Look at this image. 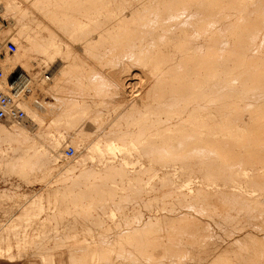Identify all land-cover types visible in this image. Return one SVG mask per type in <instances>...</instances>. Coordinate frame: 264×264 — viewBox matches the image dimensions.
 Returning a JSON list of instances; mask_svg holds the SVG:
<instances>
[{"label":"bare ground","instance_id":"obj_1","mask_svg":"<svg viewBox=\"0 0 264 264\" xmlns=\"http://www.w3.org/2000/svg\"><path fill=\"white\" fill-rule=\"evenodd\" d=\"M224 1L41 0L39 10L44 6L42 18L47 25L39 26L40 35L26 33L25 41L31 49L39 50L51 60L53 57L60 58L58 63H66L67 66L57 71V77L51 84L40 89L39 86L49 80L50 75L47 74L48 77L39 83L35 80L36 75L9 68L7 76L4 75L5 81L12 74L24 76L25 83L31 89L21 99V106L37 127L40 126L42 111L58 115L61 111L68 113L75 108L81 109L84 115L89 113L93 117L89 121L98 131V121L105 109L109 126L113 128L105 134L109 139L106 154H113L118 149L114 140L123 148L135 141L142 146V156L159 162L181 160L185 167L195 164L203 169L206 181L218 185L215 191L203 190L199 186L190 191H171L175 201L172 205L158 208L160 215L171 206L176 210L174 203L204 212H264V107L256 121L244 123V119L250 117V114L244 113L246 104L264 103V64H258L264 62V19L257 17L250 22L248 18L223 16ZM78 3L90 6L95 16L102 15L104 11L105 24L93 22V28L86 30L85 22L79 23L77 19L79 9L75 7H78ZM257 5L260 8L264 0ZM236 12L239 14L240 9ZM261 13L264 12L259 10V15ZM31 21L36 24L34 19ZM249 35L256 38L262 36V41L250 40ZM64 37L67 42H63ZM220 49H224L223 56L219 54ZM62 52L66 54L65 57L60 56ZM251 53L255 56L248 58ZM78 54L84 56L83 60ZM73 58L77 59L76 62ZM0 60L2 62V55ZM234 60L237 65L245 61L248 64L242 68L236 66V73L229 75V78L245 86L260 87L259 95L253 101L245 102L244 91L221 82L220 72ZM86 63L97 65L99 69H102L101 65L106 66L105 70L108 67V71L103 73L97 68L95 75L90 77L82 65ZM68 70L74 73L71 79L65 80L64 74ZM126 84H138L140 95L127 98ZM38 90L52 101L51 106H45L41 111V107L29 97ZM91 109L93 113H90ZM84 123L88 121H83L82 125ZM0 138L21 146L17 158L25 162L38 158L36 152L30 151L32 146L21 133L11 135L0 126ZM121 160L124 161L125 157ZM107 167L100 172V177L91 173L92 184L84 188L92 193L89 200L83 196V192L77 193L81 202L88 201L86 205L92 213H96L98 205H94L98 200L106 198L114 202L113 186L105 187L103 181L115 184L119 177L101 178L117 174L111 165ZM122 179L127 181V178ZM235 181L260 186L261 191L256 194L239 191ZM193 192L199 199L191 196ZM182 217L185 216L164 219V222L170 223L165 228L166 243L150 240L146 233L129 234L133 240L126 238L131 248L125 255L136 259L141 255L161 252L175 258L183 254L188 257H209L211 252L207 246L212 244H205L197 236L201 233L198 228L171 223ZM233 219L223 218L228 222ZM246 219L257 221L262 218ZM238 231L214 257L215 264H229L230 256L236 257L237 264H264L263 251L258 254L256 249L262 248L264 241L256 243L257 239L251 233L242 232L243 229ZM119 240V245L125 241L122 238ZM247 240L250 241L251 255L243 249ZM72 258L77 260L76 257ZM55 262L60 264L56 259Z\"/></svg>","mask_w":264,"mask_h":264},{"label":"rangeland","instance_id":"obj_2","mask_svg":"<svg viewBox=\"0 0 264 264\" xmlns=\"http://www.w3.org/2000/svg\"><path fill=\"white\" fill-rule=\"evenodd\" d=\"M76 1L83 2V0ZM259 1L261 0H225L222 14L227 17L232 16L233 19L248 18L250 22L257 17L264 19V13L259 15V10L264 12V5L258 8ZM39 2L41 0H0V8L3 7L0 10L2 49L0 68L3 66L5 76L9 68L37 77L50 75L49 80L39 86L40 89L41 86L51 84L57 77V71L64 69L67 64L58 63L60 58L57 57L48 59L39 50L31 49L25 41L26 33L40 35L42 32L39 26L47 25L42 18L44 6L39 10ZM75 8L79 9L77 19L79 23L85 22L86 30L93 28V22L100 24L106 22L104 11L102 15L95 16L93 9L88 5L78 3V7ZM238 9H240L239 14L236 12ZM32 19L36 24L31 21ZM249 36L250 40L262 41V36L258 38ZM65 40L63 42H67ZM7 41L17 47V51L12 55L5 51L4 45ZM223 52L224 49H220L219 54L223 56ZM65 55L63 52L60 54L63 57ZM78 56L83 60L82 54ZM254 56L253 53L248 54V58ZM73 60L76 62L77 59L73 58ZM92 63L95 64L93 61ZM247 64L248 62L245 61L237 65L234 60L227 63L220 72L222 84L246 93L243 96L245 102L253 101L255 96L259 95L260 87L242 85L235 79H230L229 75L236 73L234 70L236 66L242 68ZM82 65L90 77L95 75L97 65L96 67L91 63ZM101 67L102 69L98 68V71H104L103 73L108 71V67L107 70H105L106 66L101 65ZM73 73V70H68L64 74V79H71ZM126 85L129 95L127 98L140 95L138 84H136L137 88L135 84ZM29 97L41 107L39 111L45 109V106L52 105L51 99L43 95L40 90ZM262 107L264 103L257 105L253 102L247 103L244 113L250 114V117L244 119V123L250 124L256 121L261 116ZM90 113H93L92 109ZM40 115L39 127L30 121L27 114L26 119L21 123L0 122V126L11 135L21 133L32 146L30 151L38 155L37 159L25 162L17 158L21 153V146L18 147V143H9L0 138V264H56L55 259L60 264H71V261H77L76 264H215L214 257L237 235L239 229L251 233L257 239L256 243L264 241V212L260 210H253L255 212L252 213L237 212L239 210L204 212L174 203L176 210L172 206L170 209L164 208L160 215L158 208L172 205L175 201L171 191L174 192L176 189H182L183 192L190 191L195 186L203 190L215 191L218 185L206 181L202 173L203 169L195 164L192 167H185L181 160L169 159L159 162L142 156V146L135 141L123 148L114 140L113 143L118 149L113 154H106L109 139L105 134L113 128L109 126L110 121L106 117L105 109L101 112L98 121L100 122L98 131L89 121L93 117L89 116V113L84 115L81 109L74 108L68 113L61 111L58 115L42 111ZM83 121L88 123L82 125ZM67 148L75 150L73 158H65L64 152ZM209 151L214 152V150ZM237 151L240 152L239 149ZM123 157H125L124 161L121 160ZM110 165L117 174L101 178L119 177L115 184L108 180L103 181V186L108 188L113 186L114 202L102 198L94 205H98L96 213H92L87 208L88 201L81 202L82 199L77 193L83 192V196L89 200L92 193L85 191L84 188L92 184L91 173L100 177L98 176L100 172ZM86 172L88 174H85ZM122 178H127V181H123ZM235 182L239 191L253 194L261 191L260 186L249 184L247 181ZM191 196L199 199L195 192L191 193ZM174 216L185 217L171 222L173 225L184 223L187 224L186 227L198 228L201 231L197 236H200L205 244L208 242L212 244L207 246L211 252L208 254L209 257H206L207 255L188 257L183 254L175 258L161 252L141 255L136 259L125 255L131 248L126 243V238L133 240V236L129 234L146 233L148 239L166 243L165 228L170 223L167 224L164 219ZM226 217L234 219L229 222L224 221L223 218ZM247 217L262 219L247 221ZM120 238L125 239L121 245L118 244ZM249 243L250 241L247 240L243 249L248 250L251 255L252 249L249 248ZM256 249L258 254L261 251L264 254V246ZM72 257H76L77 260ZM228 260L229 264H237L236 257L230 256Z\"/></svg>","mask_w":264,"mask_h":264},{"label":"built area","instance_id":"obj_3","mask_svg":"<svg viewBox=\"0 0 264 264\" xmlns=\"http://www.w3.org/2000/svg\"><path fill=\"white\" fill-rule=\"evenodd\" d=\"M5 51L12 55L17 51L15 44L7 41L5 42ZM47 74L43 76H36V81L40 83L41 79H46ZM35 87V86H34ZM33 87V88H34ZM30 85L25 83L24 76L21 74H12V76L5 81L2 69L0 68V122L4 123H21L26 119V113L22 109L21 99L29 93ZM75 150L67 148L64 152L65 158H73Z\"/></svg>","mask_w":264,"mask_h":264}]
</instances>
